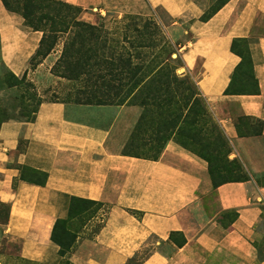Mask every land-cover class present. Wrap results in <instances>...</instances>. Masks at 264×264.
<instances>
[{
    "label": "crops",
    "instance_id": "crops-1",
    "mask_svg": "<svg viewBox=\"0 0 264 264\" xmlns=\"http://www.w3.org/2000/svg\"><path fill=\"white\" fill-rule=\"evenodd\" d=\"M56 1L79 7L78 18L94 24L124 14L156 19L182 58L179 71L199 69L196 85L224 130L228 157L248 177L212 186L207 162L173 139L156 159L124 153L138 105L43 100L32 120L0 124V203L7 205L0 264L9 262V242L24 261L59 264L50 233L72 196L107 206L92 237L76 233L68 256L74 264L133 257L139 264H264V0H226L206 20L200 17L214 0ZM41 35L0 0V58L16 76L26 72ZM233 39L249 54L254 93H224L240 62ZM231 104L259 121V131L238 122ZM135 139L148 146L143 130ZM19 166L45 172L44 184L21 179Z\"/></svg>",
    "mask_w": 264,
    "mask_h": 264
},
{
    "label": "trees",
    "instance_id": "trees-1",
    "mask_svg": "<svg viewBox=\"0 0 264 264\" xmlns=\"http://www.w3.org/2000/svg\"><path fill=\"white\" fill-rule=\"evenodd\" d=\"M49 1L62 4L67 9L76 10V16H71L68 12L57 13L55 14L56 20L50 21V25L47 27L45 23L39 22L42 19L40 15L32 13L36 8H39L35 0H15L16 6H11L7 0H2V3L7 9L20 13L25 24L42 31L37 50L31 58L43 51L45 46L49 49L52 43L55 42L58 32L67 33L62 41L60 55L55 67L61 73L60 75L73 79L76 84L81 83L74 87L73 102L126 103L141 107L140 117L124 145V153L156 159L166 139L171 137L181 146L202 157L207 162V170L212 186L215 187L227 181L247 179L248 174L238 159L228 158L230 145L225 134L219 131L218 121L211 117V124L208 128L195 127L197 105H188L191 93L189 91L184 93L188 89L180 87L183 79L176 74L175 66L169 60L172 52H167L169 46H171L170 43H163L155 49L158 44L157 41L151 39V35L147 34L148 30L152 28L150 24L154 28H159V25L153 22L152 18H145L142 27L137 22H125L123 25H118L116 31L109 32V29L104 27L103 24H94L78 18L79 7L56 0ZM225 1L214 0L200 18L206 20ZM215 3H217L216 6ZM45 16L43 19L46 21L52 19V17H47V14ZM135 19L138 20L137 17ZM149 33L153 34L154 31H149ZM121 41H126L128 45H120ZM241 44L240 39H233L231 42L230 50L240 56V62L234 69L224 93H254L258 90L256 80L252 74L249 54L242 49ZM164 53H167V55H164ZM244 68H248L250 76V83L247 84H241L237 81L239 71ZM245 72L247 71L245 70ZM14 77L16 78V76ZM40 102L38 100L36 108L31 111V115H27L26 121L34 118ZM182 116L183 121H180V123L187 122L186 124H188L189 122L188 130H186L185 124L180 125L178 123ZM10 118L15 117L0 111V124ZM257 122L259 123V131L261 124L259 121ZM177 124L178 128L173 130ZM149 127H153L152 135L146 136L145 140L146 143L150 142L149 148H154V154L140 155L130 152L128 149L136 147L134 139L137 134L141 130L146 132ZM181 135H186L189 139L195 140L200 147L190 146L186 141L181 140L179 137ZM213 162L218 165L214 166ZM224 163H227L231 168L228 170L222 169ZM19 170L20 178L23 180L37 184H44L46 180V173L43 171L25 166H19ZM26 172H32L38 175L39 178L31 179ZM31 176L34 177L32 174ZM76 202L101 204V202L92 199L71 197L67 216L57 218L50 233V239L58 245V253L63 257L74 242L73 237H69L70 233L64 231V223L71 217ZM4 206L7 208V205L4 204ZM171 235H173V232L170 233V237ZM183 241L184 238L181 236L178 244ZM65 261H63L65 263L61 261L59 264H74L67 259ZM130 262L139 264V260L135 257L128 259L126 264Z\"/></svg>",
    "mask_w": 264,
    "mask_h": 264
},
{
    "label": "rangeland",
    "instance_id": "rangeland-1",
    "mask_svg": "<svg viewBox=\"0 0 264 264\" xmlns=\"http://www.w3.org/2000/svg\"><path fill=\"white\" fill-rule=\"evenodd\" d=\"M11 6L15 5V0H7ZM39 8H36L32 13L41 16L40 23H45L47 27L50 25V21L56 20L55 14L60 12H68L71 16H76V10L67 9L64 5L51 2L49 0H35ZM216 2V1H215ZM220 2V1H218ZM214 4V3H213ZM217 3H215L216 6ZM214 6V5H213ZM52 17L51 20L43 19L46 17ZM135 17L138 18L135 19ZM152 18L151 16H142L135 14H124L121 17L111 16L106 19H99L96 24H103L104 27L109 29V32L116 31V27L118 25H123L125 22H137L140 27H142L145 18ZM153 22L159 25V28H154L152 24H150V30H148V35H151V39L157 41V49L161 44H165L166 42L170 43L167 52H172L169 56V60L173 66H175L176 74L183 79V83L180 84V87L187 88L184 93L189 91L191 93V97L189 99L188 105L196 106L197 112L195 113L197 116L196 122L194 124L197 128H208L211 124V117L217 120L215 115L212 113L209 105L207 104L204 97L200 94L198 87L196 85V74L199 69H194L193 72H189L188 70L179 71V67L183 65L182 58L176 50V47L171 43L168 39L164 28L158 23L156 19H153ZM159 29V30H158ZM149 31H154L153 34L149 33ZM57 38L55 42L52 43V46L47 49H43L39 54L35 55L30 59L28 68L26 72L20 76H16V78L12 75L10 69H8L4 63H2L0 58V111L4 112L7 115H12L15 118L25 120L27 115H31V111L36 108L38 100L46 101V100H60V101H73V91L74 87L78 86L77 84H81L76 82L73 79H68L57 71L56 69V61L60 55L62 41L65 39L67 33H57ZM115 36V34H113ZM168 40V41H167ZM126 41H121L120 45H128ZM167 55V53H164ZM248 64L246 65V67ZM245 67V68H246ZM241 69L239 71V76L237 81L241 84L250 83V76L247 69ZM245 70L247 72H245ZM251 85V84H250ZM193 101V102H192ZM230 108L236 113L237 121L240 123L249 124L253 127V129H257L259 127V123L255 120L249 119L242 115L236 107L231 104ZM210 114V115H209ZM172 115V112H171ZM173 116V115H172ZM183 116L180 118V121H183ZM218 121V120H217ZM180 123V125L185 124L186 130H188L189 122ZM178 128V124L174 129ZM219 131L224 130L221 124L218 121ZM153 127H149L146 129L145 137L152 135ZM172 130V131H173ZM173 135V134H171ZM226 136V135H225ZM181 140L186 141L187 144L193 147H200L195 140H191L188 136H179ZM169 139H172L171 137ZM168 139H166L167 141ZM174 140V139H173ZM134 145L136 147H131L128 149L130 152L138 153L140 155H152L154 154V148H149L150 142H147V146L138 144L137 142H141L139 139H134ZM165 141V142H166ZM175 141V140H174ZM176 142V141H175ZM177 143V142H176ZM229 143V142H228ZM153 145V143H151ZM179 144V143H178ZM140 145V146H139ZM229 158V157H228ZM230 159V158H229ZM213 165H218L216 162H213ZM231 168L227 163L222 164V169L228 170ZM28 173V172H26ZM34 175V177L31 176ZM27 176L29 178H39L38 175L33 174L32 172L28 173ZM219 180V179H218ZM259 182H262L259 180ZM7 208L4 205L0 204V220H4L6 215ZM107 211V206L101 204H84L82 202H76L73 213L71 217H69L64 223V231H68L70 233L69 237H73L77 232L83 230L84 235L87 237H92L95 232L100 228L103 222V216ZM3 248L8 251L9 262L4 264H37L34 262H28L20 259L17 253V245L15 243H7L4 244ZM69 250L66 251L65 256L63 257V261L65 259L69 260ZM70 261V260H69ZM66 262V261H65ZM63 262V263H65ZM128 264H135L134 262H130Z\"/></svg>",
    "mask_w": 264,
    "mask_h": 264
}]
</instances>
